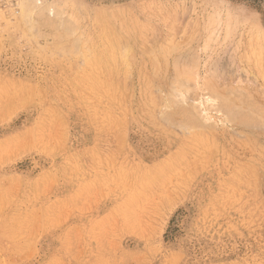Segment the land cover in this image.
<instances>
[{
  "label": "rangeland",
  "instance_id": "rangeland-1",
  "mask_svg": "<svg viewBox=\"0 0 264 264\" xmlns=\"http://www.w3.org/2000/svg\"><path fill=\"white\" fill-rule=\"evenodd\" d=\"M0 264H264V0H0Z\"/></svg>",
  "mask_w": 264,
  "mask_h": 264
},
{
  "label": "bare ground",
  "instance_id": "bare-ground-1",
  "mask_svg": "<svg viewBox=\"0 0 264 264\" xmlns=\"http://www.w3.org/2000/svg\"><path fill=\"white\" fill-rule=\"evenodd\" d=\"M98 23V22H97ZM107 26V25H106ZM117 26V25H116ZM108 27V26H107ZM106 27V28H107ZM122 28V27H121ZM124 29V28H123ZM107 30H108V28H107ZM106 30V31H107ZM111 30V29H110ZM109 31V30H108ZM107 31V32H108ZM112 32V31H111ZM122 32H124V31H122ZM121 32V33H122ZM126 32V31H125ZM120 33V32H119ZM121 33H120V35H121ZM104 34V33H103ZM109 34H110V32H109ZM125 34V33H124ZM108 35V34H107ZM113 35V34H112ZM117 35V34H116ZM115 35V36H116ZM103 36V35H102ZM110 36V35H109ZM103 37H106V36H103ZM116 37H118V36H116ZM101 38V37H100ZM110 38V37H109ZM106 39H108V38H106ZM112 39V38H111ZM114 39V38H113ZM103 40H105V38L103 39ZM106 41V40H105ZM110 41V40H109ZM107 42V43H104V45H103V51L102 52H99V55L97 56V58L96 59H94L95 61H94V64L93 63H91V64H93V65H95V67L98 65L99 67H98V69H100L101 70V67H102V65H104V63H105V65H110L111 63L113 64V61H115V56H117L116 55V50H117V47H116V41H115V39H114V41L115 42ZM113 41V40H112ZM103 42V41H102ZM96 43V42H95ZM102 46V45H101ZM95 50V49H94ZM102 50V49H101ZM169 50V49H168ZM168 52V51H167ZM96 53V52H95ZM97 54V53H96ZM119 55H120V53H119ZM164 57V56H163ZM131 58H132V55H131V53L129 54H125L124 56H122V58H121V62L123 63V65L122 66H127V65H129L130 64V61H131ZM164 59V58H163ZM117 61V60H116ZM98 62V63H97ZM118 62V61H117ZM112 64H111V67H112ZM115 64V63H114ZM114 66V65H113ZM109 67V66H108ZM110 67V68H111ZM128 67V66H127ZM261 68V67H260ZM112 69V68H111ZM125 69V68H124ZM127 69V68H126ZM147 70V69H146ZM157 70V72H159V69H156ZM153 72V71H152ZM156 72V71H155ZM156 72V73H157ZM147 73H148V71H147ZM146 74V73H145ZM149 74H151V73H149ZM148 74V75H149ZM148 75L146 76V78L148 77ZM151 75H153V74H151ZM148 79V78H147ZM147 81V80H146Z\"/></svg>",
  "mask_w": 264,
  "mask_h": 264
}]
</instances>
